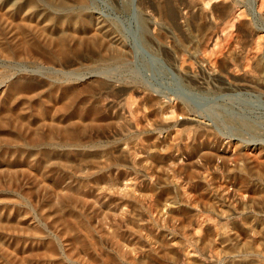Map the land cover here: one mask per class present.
<instances>
[{"label": "rangeland", "instance_id": "1", "mask_svg": "<svg viewBox=\"0 0 264 264\" xmlns=\"http://www.w3.org/2000/svg\"><path fill=\"white\" fill-rule=\"evenodd\" d=\"M124 1H126V2H124ZM183 1L182 0H166V2H165V0H163L162 5H163V8L166 9L165 14L162 11L160 12L159 8L157 9V8L152 6L149 10V7H148L149 14H151V12H152V14L150 15V17L152 19V25H151V23H149L148 19L147 20L143 19L142 15L139 11V7L137 4V3H139V0H89L88 6H87L88 16L97 17L100 21L104 22V24H107L108 27L113 31L114 36L120 41V43H122L121 45L123 46V49L125 50L126 55L124 58L125 61L122 60V61L118 62L120 64H118L117 61L116 62L115 61L104 62V61H101L98 59H93V62H91L92 60L88 61L87 58L83 56V54H77V56H76L77 57L76 58L77 63L75 65L73 64L72 67L70 66L71 63L69 61H67L66 63H68V64L65 63L66 65H64V66L59 65L61 67L56 65L57 66L56 68H55L54 64L48 63L46 61L47 59L44 60L43 59L44 57H42V56H40V57L36 56L35 57L36 59H32V58L21 59V60L17 59L14 61L8 60V59L5 60V58L0 57V65H2V66H0V70L5 71L6 74H8L12 78L21 77V76H27V77L31 78V75H32V79H36V80H41V81L45 80V81L49 82L52 79L51 83L53 82L52 85H54V86H58V85L78 86V87H81V88H79V90H81V89L88 90L89 93H87V94H88V99L90 100V102L92 104L95 103L94 105H96V107L98 108V110L102 114H105L108 117L109 116H111V117L116 116L115 120H116V122L118 121V123H116V126H113V125L111 126L110 123H107L104 125L105 127L104 126L98 127V129H96L94 132H92V134L89 135V137H88L90 139V142H91V144H90L91 146L90 145L89 146L91 149V153L93 155L99 157V156H103L104 154L107 156L109 154H111V155H109L110 158L107 160V165L105 167L106 169H104V171L101 174L95 175L97 178H99L95 183L102 182V181L105 182V184L103 185L105 191L103 193L99 194L98 191L94 190L95 189L93 186L94 182L91 181L93 178L90 177L91 180H90V178L87 179V176H85V171H82L81 174L79 173L80 177H79V174L74 175V176H69V174L66 175V172L63 173L64 171H62V169L55 168V166H51V164L48 168V170L51 171L49 174L50 175L49 181H45V180L43 181L41 176H39L37 174H35V176L32 174H31V176H29V175H26V173L19 171V170L15 171V172L10 171L7 177H5V178L3 177V179L0 180V198L1 199L5 198L8 200L11 199L10 202H6V203L4 202L1 204L0 206L3 205L5 207H0L1 208L0 210H2V213L5 215L7 213L11 214L9 216L10 217L9 219L12 220V222L14 223L13 228H15L14 230H16V232H14V236L17 235L14 238H16L17 241L20 242V244L25 242V244L28 246L29 244L33 243L29 239L30 237H29V234L27 232L29 231L31 224L36 223L37 225H39L42 228L44 235L46 234V235L50 236L51 238H53L54 243L56 242L55 245L59 249L58 251L60 253L63 252L62 250L64 249V246H62L63 245L62 243L64 241L63 238L66 237V234L65 235L64 234H61V235L56 234L57 232L55 231V229L54 228L52 229V227L49 224V221H48L49 219L46 218V217H49V216H47L48 214H46V213L48 212L49 207L52 208V206H54L55 202L58 200L56 198V194H54V192L57 190V188L69 187V186L75 185V187H77V186L83 187L82 188L83 192L81 194L82 198H81L80 209L83 211H86L85 213H87V212L91 213V219L89 221H90V224L92 225V229H93V234H92L93 237L92 238H93V241L96 245V250L98 253L101 252L104 255H106V262L104 260L99 261L97 259L94 261L92 260L93 261V262L91 261L92 264L93 263L96 264V262L101 263V264H122L123 261H124L123 264H129L131 261L137 262V264H150L151 262H152L151 264H156V263L157 264H160V263H162V264H197V263H201V262H202L201 264H212V263L213 264H216V263L217 264H227V263L228 264H236V263H239V264H260V263L264 264V260H263L264 259L263 258L264 247L261 244L258 237H256V235H257L256 232L255 231L254 232H247L246 231V225H245L246 221H251L252 219L258 220V221H261V220L264 221V211H263L264 208H261V202H259V200L253 198V195L256 191H264V171H262L259 174L258 177H260V178L253 177L251 179V181L250 180H248V181L242 180L243 182L240 184L237 181V175H230V174H227V172H226L227 167L235 166V165L237 166L238 164H239L238 166L244 167L246 172L248 170L247 166L245 165V162L243 160L237 159V152H236L237 146H239L243 150V152H245L247 155L257 154V153L260 154L261 151H264V0L263 1L262 0H215V1L214 0H191V2L192 1H193V3L196 2L195 4L200 6L199 8H201L203 14L205 13L204 16L206 17V19L209 22L208 28L206 30L203 29L202 33H201V30H198V31L196 30V25L198 24V22L200 23V21L197 20L198 19L197 14L194 12H189L187 9L184 8V6L188 5L189 3L191 4L190 0H183ZM171 2H172V4H171ZM167 4L169 6V9L172 8L171 10H169L167 8L168 7ZM226 4L227 5L229 4V5L227 6ZM180 6H182V7L180 8ZM217 6H218L219 10H217L218 9ZM220 8H222V9H220ZM210 9L212 11L214 9L215 13L217 14V15L216 14L215 15L219 18L215 17V15L213 14L214 11L211 12ZM224 9L227 11L223 12ZM182 10H184V11H182ZM155 11H156V14H155ZM169 11H172V12H169ZM183 12H185V13H183ZM221 12H223V13H221ZM167 13H169V14H167ZM170 13L172 16L170 15ZM190 13L193 17L190 15ZM209 13L211 15H209ZM95 14H97V15H95ZM177 15H178V17H177ZM188 15H190V16H188ZM208 15L210 17L213 15L211 18L212 19L215 18L217 20L214 19L215 20L214 21V20L210 19L208 17ZM167 16H169V18L171 17L170 19H172V20L166 18ZM173 16L176 19L172 18ZM231 16H232V18H231ZM195 20H197V21H195ZM177 21H178V23H177ZM188 21H190V22H188ZM217 21H219V22H217ZM173 22H175V23H173ZM184 23H185V25H184ZM242 24H245L246 26L248 25L247 26L248 28L244 32L239 30L241 28ZM151 26L153 27V30H152ZM146 30H147V32H144ZM175 30H177V31H175ZM250 31H252V32H250ZM204 32H206V34H204ZM239 35H241V36H239ZM165 38L169 39V42L167 39L165 40ZM238 39H241V40H238ZM159 40H165L170 45L173 44L172 46L175 49V58H172L171 56H169L170 54H168L164 49L162 50V48L159 44ZM154 41H156V42H154ZM174 41H175V43H174ZM127 50H129V51H127ZM230 52L232 53V56L230 55V58H228V57L226 58V55L229 54ZM238 52H239V54H238ZM233 53H237V55L235 56ZM130 54H131V56H130ZM178 56H179V58H178ZM81 57H84L85 59L81 58ZM3 59L5 62L3 61ZM231 59L233 60V62ZM254 61H255V63H254ZM19 62H20V64H19ZM85 62H87V63H85ZM126 62H127V64H126ZM224 62H226V63H224ZM17 63H18V65H17ZM109 63H110V65H108ZM121 63H123L124 66ZM5 65H7V66L5 67ZM114 65L117 67H115ZM38 67H39V69H38ZM52 67H53V69H52ZM77 68H78V70H77ZM110 68H111V70H110ZM35 69L37 72L33 73V72H35ZM54 69H55V71H54ZM76 70H77V72H76ZM107 70H109V71H107ZM261 70H263V71H261ZM59 72H61V73H59ZM62 72H64L65 74L64 73L62 74ZM66 72H67V74L68 73L69 74L67 75ZM92 72L94 73L93 75L91 74ZM184 72H187L188 74L185 75ZM72 73H74L73 77H72V75H73ZM77 73H79V74H77ZM75 74L78 77L80 76L79 78L76 76L77 77L76 80L74 79V78H76ZM103 74H105V76H103ZM189 74H195L199 79H202V81L205 84L200 86L199 84L196 83L197 84L196 85L195 82L193 80H191L190 77H188ZM210 74H211V76H210ZM90 75H91V77H90ZM69 76H71V77H69ZM79 79H81V80H79ZM90 80L94 83H92ZM71 81H73V82H71ZM80 81H81V83H80ZM241 81L242 82H251L252 85H251V87H246V88L239 87L238 83H241ZM0 83H3V80H0ZM84 83H85V85H84ZM88 83H90V84H88ZM130 83H132V84H130ZM132 85H134V86H132ZM259 85H261V87H259ZM1 87L2 86L0 85V89H1ZM118 87H120L119 90H118ZM101 88H104V89H101ZM97 89H99V90H97ZM124 89L125 90L128 89V90L125 92ZM103 90H105V91H103ZM114 90H115V92H112ZM92 92H94L96 94H93ZM98 92H100L101 94ZM103 93H105V95ZM116 93H117V95L114 96ZM106 94H108V95H106ZM144 94H145V96H144ZM146 94H147V96H146ZM96 95H98V96H96ZM94 96H95V98H94ZM112 96L116 97V98H111ZM98 97H99V99H98ZM100 97H102V98H100ZM147 97L154 98V99L157 98L156 100H158L161 103V108H160L161 111L159 110V112H157L155 115H153L154 113H151L150 109L148 108V106L145 102ZM112 101H113V103H112ZM103 102H105V103H103ZM131 102L132 103L134 102V104L132 105ZM116 103L118 105H115ZM119 104L121 105L120 107H118ZM123 104L125 105V107H123L124 106ZM140 105H143V107ZM127 107H128V109H127ZM179 107L183 110L182 112L179 111V109H180ZM136 109H138V111H136ZM141 110H143V111H141ZM138 112H139L140 117L138 116ZM130 113H131V115H130ZM107 114H109V115H107ZM127 114H129V116ZM182 115H184V116H182ZM117 116L120 117V119L118 118L119 120L117 119ZM125 116H126V118H125ZM130 118H132V120ZM146 118H147V120H146ZM126 119H128V121ZM149 119H151L152 121H149ZM129 120H131V121H129ZM135 120H136V122H135ZM227 121H229L231 124L228 123ZM156 123L158 125H156ZM137 124L139 127L137 126ZM164 124L166 126H164ZM144 125H146V126H144ZM191 125H192V128H191ZM199 125H203V126L201 127ZM240 125H244V127H242ZM156 126H157V128H156ZM193 126L195 127V130H197V129H202L204 131L207 130L206 131V133H207L206 137L207 138H203V139H208L209 142H211L210 145L213 146L217 152V156L213 157L211 159L212 161L205 159V161H208V162H205V161H203L204 158H201V157L197 158L196 159L197 165H195V166L189 164V161H190L189 155L191 153L186 151L184 149V147L189 146L193 149L192 146H193L194 140L196 142V144L194 143V145H197L200 143L201 144L205 143V141L202 138L201 139L199 137L196 138V133H195ZM133 127H135V128H133ZM131 128L134 130H132ZM182 128H183V130H181ZM187 128H189V129L187 130ZM236 128H237V130H236ZM246 128L249 130H247ZM254 128H255V131H254ZM191 129H193V130H191ZM145 131H146V133H145ZM147 131H148V133H147ZM150 132H152V133H150ZM97 133L99 134V136ZM100 133H102V134H100ZM93 134H94V136H93ZM103 134H104V136H103ZM136 135H138V136L136 137ZM211 135H212V137H210ZM101 136L103 137V139H101ZM118 136H120V137H118ZM191 136H193V137H191ZM121 138H123L125 140H123ZM130 138H132V139H130ZM155 138H157V139H155ZM98 139H99V142H98ZM216 139H217V141H216ZM111 140L114 141V142H112L113 144L111 143ZM134 140H136L137 142ZM169 140H171V141H169ZM185 140L187 142H189L190 145ZM124 141H126V143ZM152 141H155V145H156L155 149L159 153H164L165 160L168 159V160H166V164L164 166H162L160 169H158L155 165H153V163L150 162V160L148 159L150 151H152L154 149L151 146L152 144H154ZM184 141H185V143H184ZM199 141H200V143H199ZM106 142H108V143H106ZM174 142L175 143L178 142V143L174 144ZM145 143H146V146H145ZM212 143H215V144L212 145ZM233 143H235V144H233ZM93 144L94 145L97 144V145L94 146ZM98 144H100V145H98ZM138 145L139 146L141 145L140 146L141 148ZM159 145H162V146H160V148H159ZM216 145L218 147H216ZM222 145H224V146H222ZM93 146L95 147L94 149H93ZM97 146H98V149L96 148ZM104 146H106V147H104ZM131 146H134L136 151H135V149L133 150L132 149L133 147H131ZM177 146H178V149H177ZM232 146H233V148H232ZM149 147H150V149H149ZM124 148L125 149L131 148L130 149V153H131L130 157L126 158L123 156H119L118 151L120 149H124ZM251 148H252V150H251ZM144 149H146L147 152L144 151ZM54 150H60V149H54ZM110 151L111 152L113 151V152L111 153ZM115 151H117V152H115ZM148 151H149V153H148ZM248 151H250V152H248ZM137 153H139L138 156H137ZM223 153H225L226 155L228 154L227 159H224L222 156H219V155H222ZM133 156H134V158H133ZM187 156H189V157H187ZM116 157L117 158L119 157V158L116 159ZM139 157L142 159H140ZM131 159H133V160H131ZM185 160L187 161L188 164L186 163ZM123 161H125V162H123ZM133 161L137 162V164L135 162L133 164ZM143 161H145V162H143ZM146 161H148V162L146 163ZM141 162H142V164H141ZM210 162H211V165H209ZM145 163L147 165L144 166ZM205 163H206V165H205ZM121 164H123V166ZM150 164H152V166ZM139 165H140V167H139ZM199 165H200V167H199ZM129 166L131 169L129 168ZM149 166H150V168H149ZM196 166L199 167V168L197 167L199 169V171H198V169H196ZM180 169H182V170L180 171ZM185 169H186V171H185ZM189 169H191V171H189ZM112 171L115 172V174ZM122 171H123V173H122ZM150 171H153V172H150ZM178 171H180V172L178 173ZM183 171H185V172L183 173ZM200 171H201V173L203 172V174L206 177L202 176ZM189 172H193L194 174H196L198 177L197 180L196 179L195 180L190 179L189 176H187L188 175L187 173H189ZM212 172H214V173L212 174ZM128 173L130 176H128ZM199 175H200V177H199ZM36 176H37V178H36ZM155 176H157V177H155ZM130 177H132V178H130ZM136 177H137V180H136ZM139 177L141 179H139ZM164 177L166 179H163ZM133 178H134V180H133ZM198 179L200 182L198 181ZM189 180H190V182H189ZM220 180H221V182H220ZM9 181H10V183H9ZM57 181H60V182L58 183ZM93 181H95V179H93ZM135 181H136V183H135ZM157 182H158V184H157ZM144 183H145V185H144ZM256 183H257V185H256ZM14 184H15V186H14ZM21 184H23V185H21ZM137 185H138V188H137ZM158 185H160V186H158ZM206 186H207V189L205 190L206 192H203L202 190H204ZM131 187H132V189H131ZM166 189H169L170 193ZM225 190H226V192H225ZM42 191H43V193H42ZM242 191H243V193H242ZM163 193H166V195H162L159 197V195L163 194ZM168 193H169V196H168ZM204 193H205L207 199L210 200V202L212 203L214 208L210 209L202 203L200 197ZM129 194L131 196H133L134 198L138 199V201H139L138 206H134L132 204V202H130V201L128 202L125 200L126 196ZM224 194H227V195H224ZM228 194H230V196ZM186 195H187V197H186ZM232 195H233V197L234 196L235 197L233 198ZM10 196L12 198L14 196L15 200H12V198ZM17 196H18V198H17ZM225 196L228 198L225 199ZM150 197L152 198V200ZM236 197H237V199H236ZM222 198H224V200ZM243 198H245V199H243ZM148 199L151 201L152 204L150 203V201ZM239 199H241V200H239ZM41 200H43V201H41ZM202 200H203V198H202ZM183 201H186V202H183ZM193 201L195 204L193 203ZM229 201H231V202H229ZM145 202H146V204H145ZM231 203H233V204H231ZM241 203L245 204V209H244V212L242 213L243 215L242 214L238 215V213L237 214L233 213L231 210L239 209V207L241 206ZM24 204L26 205V207L24 206ZM129 204H131V205H129ZM256 204H257V206H256ZM148 205H149V207H148ZM236 205H237V207H236ZM160 206H162V207H160ZM120 207L121 208L124 207V208L121 209ZM44 208H45V210H44ZM201 208L203 210H201ZM252 209H254V211ZM158 210L160 211L159 213H158ZM188 210L191 212V214H190V212H188ZM229 210H230V213L228 212ZM214 212H216V213H214ZM222 212H223V214H222ZM227 213L230 215H228ZM24 214H26V215L24 216ZM186 214H188V215H186ZM135 215L137 217H135ZM227 215H228V219H226ZM26 216H28V217H26ZM143 216L145 217L144 220H143ZM163 216H165V217H163ZM173 216H174V218H173ZM187 216L188 217L190 216V218H187ZM229 216H231V217L229 218ZM262 216H263V218H262ZM182 218H183V220H182ZM240 218H241V220H240ZM146 219L149 220V222ZM173 219H176V220H173ZM242 219H243V221H242ZM167 220H168V222H166ZM218 220H219V222H218ZM140 221H142V222H140ZM144 221H146V222H144ZM175 221H176V223H175ZM206 221H208V222H206ZM41 222L42 223L45 222V223L42 224ZM216 222H218V225ZM227 222H228V224H227ZM167 223H169V224H167ZM213 223H215V224H213ZM166 224L168 226H166ZM239 224H241V226ZM46 225H47V228H46ZM184 225L185 226L187 225V227H185ZM211 225H213V226H211ZM162 226H163V228H162ZM172 226H174V227H172ZM165 227H167L168 230ZM217 227H218V229H217ZM172 228H174V229H172ZM209 228H210V230H209ZM243 228H245V229H243ZM21 229H22V231H21ZM23 229H24V231H23ZM161 229H162V231H161ZM184 229H186V230L183 232ZM226 229H228V231ZM143 230H144V232H143ZM189 230L193 231L195 233V235H194V233H192ZM224 230L228 233H232V232L237 231V233L240 236H242L241 241L246 243L247 247H248L247 251H244V253L242 251L239 254H237L236 258H234V261H231V258L223 252V249H221L222 245L220 244V239H221V233ZM127 231H129V232H127ZM155 231H156V233H155ZM177 231H178V233H177ZM187 231H188V234H187ZM208 231H212V232L208 233ZM241 231H243V232H241ZM22 232H23L24 236H23ZM142 232H143V234H142ZM244 232L245 233L247 232V233L245 234ZM18 233H20V234H18ZM145 233H146V235H145ZM159 233H160V235H159ZM183 233H185V235ZM27 234H28V236H27ZM95 234L97 236H95ZM103 234L104 235L109 234V235H114V236L112 239H106L103 236ZM215 234L218 236H216ZM58 235H59V237H58ZM166 236L169 239H167ZM190 236H191V240H190ZM145 237H147V238H145ZM214 237L215 238L217 237V238L215 239ZM94 238H96V239H94ZM206 238L208 240H206ZM243 238H244V240H243ZM28 239H29V241H28ZM214 239L216 242L214 241ZM148 241H149V243H148ZM151 241H152V243H151ZM166 241H167V243H166ZM103 242H105V243H103ZM188 242H190V243H188ZM192 242H194V243H192ZM162 243L164 244V248L161 247ZM184 243H185L186 247H185ZM205 243H206V245H205ZM210 243H212V244H210ZM253 243H255V244L252 245ZM59 244L61 246H59ZM210 245H211V248H209ZM214 245H215V248H214ZM14 246L15 245L11 244L10 248L12 249ZM205 246H207V247H205ZM254 246H257V248ZM217 248H218V250H217ZM134 249H136V250H134ZM253 249H254V251H252ZM186 250H187V252H186ZM208 250H209V252H208ZM151 251H152V253H151ZM218 251H219V255H217ZM181 252H182V255H181ZM163 253H164V255H163ZM220 253L222 254L221 256H220ZM82 254L83 253L79 254L80 260H86L85 253L83 255ZM185 254L187 257L183 256ZM253 255H255V256H253ZM189 256H190V258H189ZM166 257H167V259H166ZM63 258L61 261L62 264H63V262H64V264H69V263L70 264H80V262H77V263L72 262V261L69 262L67 259L64 258L65 259L64 260ZM200 258H202V259H200ZM148 259H149V262H148ZM245 259H246V261H245ZM241 260L243 261V263ZM91 262H89L87 264H91ZM247 262H250V263H247ZM30 263L31 264H36V263L38 264V261L32 259V260H30ZM130 264H132V263H130Z\"/></svg>", "mask_w": 264, "mask_h": 264}, {"label": "bare ground", "instance_id": "2", "mask_svg": "<svg viewBox=\"0 0 264 264\" xmlns=\"http://www.w3.org/2000/svg\"><path fill=\"white\" fill-rule=\"evenodd\" d=\"M89 0H0V57L5 58L8 60H21V59H36V56H42L43 59H47L46 61L50 64H54L55 68L59 65H66L67 61H69L71 64L70 66L76 64V56L77 54H83L84 57L87 58L88 61L93 59H98L101 61H125V55L126 52L123 49V46L121 45L120 41L114 36L113 31L108 27L107 24H104V22L100 21L97 17L94 16H88L87 14V6H88ZM183 1V0H182ZM215 1V0H214ZM263 1V0H262ZM126 2V1H124ZM123 2V3H124ZM163 0H139L138 7L139 11L143 17L144 20H149V23L152 25V19L150 17L149 10L153 6L155 8H159L160 12L162 11L165 14V10L162 5ZM166 2V0H165ZM184 2V1H183ZM186 2V1H185ZM191 2V0H190ZM195 2V1H194ZM115 3V2H114ZM196 3V2H195ZM191 2L188 5L184 6L185 9H187L189 12H194L197 14V20L200 21L196 25V30H206L209 26V22L204 16L200 6L197 4ZM220 3V2H219ZM228 3V2H227ZM116 4V3H115ZM125 4V3H124ZM166 4V3H165ZM172 4V2H171ZM178 4V3H177ZM202 4V3H201ZM200 4V5H201ZM263 4V3H262ZM170 5V4H169ZM176 5V4H175ZM227 5V4H226ZM229 5V4H228ZM227 5V6H228ZM168 6V4H167ZM212 6V5H211ZM173 7V6H172ZM182 6H180L181 8ZM169 9V6L167 7ZM210 8V7H209ZM218 8V6H217ZM223 8V7H222ZM220 8V9H222ZM153 9V8H152ZM172 9V8H171ZM169 9V10H171ZM231 9V8H230ZM233 9V8H232ZM211 10V9H210ZM209 10V11H210ZM219 10V8L217 9ZM153 11V10H152ZM173 11V10H172ZM169 11V12H172ZM175 11V10H174ZM180 11V10H179ZM184 11V10H182ZM214 11V9H213ZM211 10V12H213ZM227 10H223L225 12ZM208 12V11H207ZM210 12V13H211ZM221 12V13H223ZM230 12V11H229ZM238 12V11H237ZM185 13V12H183ZM209 13V15H211ZM241 13V12H240ZM156 14V11H155ZM154 14V15H155ZM169 14V13H167ZM182 14V13H181ZM216 14L215 11L213 13ZM97 15V14H95ZM171 15V13H170ZM169 15V16H170ZM191 15V13H190ZM188 15V16H190ZM195 15V14H194ZM210 19L213 16H209ZM217 15V14H216ZM215 15V17H217ZM240 15V14H239ZM169 16L166 18L170 19ZM172 16V15H171ZM183 16V15H182ZM192 16V15H191ZM220 16V15H219ZM227 16V15H226ZM233 16V15H232ZM231 16V18H232ZM141 17V18H142ZM155 17V16H154ZM178 17V15H177ZM193 17V16H192ZM240 17V16H239ZM156 18V17H155ZM174 18V16L172 17ZM190 18V17H189ZM219 18V17H217ZM221 18V17H220ZM227 18V17H226ZM238 18V17H237ZM154 19V18H153ZM176 19V18H174ZM195 19V18H194ZM215 19V18H214ZM212 19V20H214ZM245 19V18H244ZM172 20V19H170ZM195 20V21H197ZM211 20V21H212ZM217 20V19H215ZM214 20V21H215ZM222 20V19H221ZM239 20V19H238ZM242 20V19H241ZM176 21V20H175ZM183 21V20H182ZM192 21V20H191ZM243 21V20H242ZM107 22V21H106ZM145 22V21H144ZM155 22V21H154ZM157 22V21H156ZM171 22V21H170ZM180 22V21H179ZM190 22V21H188ZM219 22V21H217ZM230 22V21H229ZM175 23V22H173ZM178 23V21H177ZM216 23V22H215ZM196 24V23H195ZM155 25V24H154ZM163 25V24H162ZM185 25V23H184ZM115 26V25H114ZM188 26V25H187ZM248 26V25H247ZM245 24L241 25L240 31H245L248 27ZM152 27V26H151ZM150 27V28H151ZM238 27V26H237ZM117 28V27H116ZM175 28V27H174ZM239 28V27H238ZM173 29V28H172ZM182 29V28H181ZM153 30V27H152ZM151 30V31H152ZM155 30V29H154ZM185 30V29H184ZM238 30V31H239ZM177 31V30H175ZM174 31V32H175ZM190 31V30H189ZM144 32H147L144 31ZM143 32V33H144ZM150 32V31H149ZM168 32V31H167ZM195 32V31H194ZM252 32V31H250ZM155 33V32H154ZM153 33V34H154ZM149 34V33H148ZM152 34V33H151ZM156 34V33H155ZM180 34V33H179ZM183 34V33H182ZM206 34V32H204ZM241 34V33H240ZM243 34V33H242ZM247 34V33H246ZM255 34V33H254ZM142 35V34H141ZM144 35V34H143ZM190 35V34H189ZM192 35V34H191ZM213 35V34H212ZM145 36V35H144ZM163 36V35H162ZM202 36V35H201ZM241 36V35H239ZM149 38V37H148ZM238 38V37H237ZM240 38V37H239ZM242 38V37H241ZM249 38V37H248ZM143 39V38H142ZM167 38H165L166 40ZM203 39V38H202ZM156 40V39H155ZM165 40H159V44L164 49L169 56L172 58H175V49L172 45H170L169 39L168 42ZM241 40V39H238ZM149 41V40H148ZM185 41V40H184ZM194 41V40H193ZM249 41V40H248ZM153 42V41H152ZM156 42V41H154ZM175 43V41H174ZM197 43V42H196ZM240 43V42H239ZM156 44V43H155ZM188 45V44H187ZM242 45V44H241ZM196 46V45H195ZM244 46V45H243ZM190 47V46H189ZM242 47V46H241ZM176 48V47H175ZM193 48V47H192ZM235 48V47H234ZM150 49V48H149ZM148 49V50H149ZM191 49V48H190ZM129 51V50H127ZM154 51V50H153ZM158 51V50H157ZM238 51V50H237ZM156 52V51H155ZM194 52V51H193ZM229 52V51H228ZM227 52V53H228ZM234 52V51H233ZM131 53V52H130ZM161 53V52H160ZM85 54V55H84ZM129 54V53H128ZM235 56L237 53H233ZM239 54V52H238ZM230 55L232 56V53L226 55V58H230ZM79 56V55H78ZM131 56V54H130ZM81 57V58H84ZM234 57V56H233ZM257 57V56H256ZM171 58V59H172ZM179 58V56H178ZM67 59V60H66ZM85 59V58H84ZM224 59V58H223ZM7 60V61H8ZM41 60V59H40ZM232 60V59H231ZM4 61V59H3ZM82 61V60H81ZM95 61V60H94ZM229 61V60H228ZM256 61V60H255ZM254 61V63H255ZM5 62V61H4ZM28 62V61H27ZM233 62V60H232ZM16 63V62H15ZM14 63V64H15ZM22 63V62H21ZM66 63V64H65ZM82 63V62H81ZM87 63V62H85ZM112 63V62H111ZM226 63V62H224ZM20 64V62H19ZM116 64V63H115ZM120 64V63H118ZM123 65V63H121ZM127 64V62H126ZM257 64V63H256ZM18 65V63H17ZM22 65V64H21ZM57 65V66H56ZM110 65V63L108 64ZM182 65V64H181ZM229 65V64H228ZM227 65V66H228ZM2 66V65H0ZM7 65H5L6 67ZM115 66V65H114ZM124 66V65H123ZM183 66V65H182ZM220 66V65H219ZM218 66V67H219ZM41 67V66H40ZM43 67V66H42ZM61 67V66H59ZM67 67V66H66ZM90 67V66H89ZM105 67V66H104ZM117 67V66H115ZM121 67V66H120ZM181 67V66H180ZM19 68V67H18ZM24 68V67H23ZM22 68V69H23ZM48 68V67H47ZM50 68V67H49ZM93 68V67H92ZM96 68V67H95ZM8 69V68H7ZM11 69V68H10ZM33 69V68H32ZM39 69V67H38ZM53 69V67H52ZM82 69V68H81ZM101 69V68H100ZM190 69V68H189ZM192 69V68H191ZM24 70V69H23ZM72 70V69H71ZM78 70V68H77ZM76 70V72H77ZM111 70V68H110ZM225 70V69H224ZM223 70V71H224ZM55 71V69H54ZM53 71V72H54ZM81 71V70H80ZM109 71V70H107ZM263 71V70H261ZM32 72V71H31ZM36 69L35 72L36 73ZM75 72V73H76ZM87 72V71H86ZM106 72V71H105ZM61 73V72H59ZM64 72H62L63 74ZM98 73V72H97ZM100 73V72H99ZM103 73V72H102ZM101 73V74H102ZM185 75H187V72H184ZM210 73V72H209ZM65 74V73H64ZM67 74V72H66ZM69 74V73H68ZM67 74V75H68ZM72 77L74 76V73H72ZM79 74V73H77ZM94 74L93 72L91 73ZM106 74V73H105ZM103 74V76H105ZM16 75V74H15ZM100 75V74H99ZM98 75V76H99ZM12 76V75H11ZM49 76V75H48ZM77 75L75 74V77ZM107 76V75H106ZM211 76V74H210ZM215 76V75H214ZM263 76V75H262ZM36 77V76H35ZM34 77V78H35ZM68 77V76H67ZM66 77V78H67ZM71 77V76H69ZM78 77V76H77ZM74 78L75 80L77 79ZM80 77V76H79ZM78 77V78H79ZM91 77V75H90ZM186 77V76H185ZM188 77L191 78L195 82V84H199L202 86L205 84L202 79H199L195 74H189ZM209 77V76H208ZM218 77V76H217ZM47 78V77H46ZM95 78V77H94ZM97 78V77H96ZM99 78V77H98ZM228 78V77H227ZM45 79V78H44ZM43 79V80H44ZM51 79V78H50ZM71 79V78H70ZM86 79V78H85ZM204 79V78H203ZM229 79V78H228ZM253 79V78H252ZM0 80H3V83H0L2 86L0 89V180L3 179V177H7L10 171H22L26 173V175L31 176L35 174L41 176L43 181H49L50 178V170H48L50 164L51 166H55V168L62 169L66 172V175L69 174V176L78 175L81 174L82 171H85V176H87V179L90 177L95 179L90 180L94 182V190L98 191L99 194L103 193L104 190V184L105 182H98L95 183L99 178H97L95 175L101 174L104 169H106L107 160L110 158L109 154L103 155V156H95L91 153L90 149V139L88 138L89 135L92 134L98 127H102L107 123H110L111 126H116V116H106L105 114H102L96 105L92 104L90 100L88 99V90H79L78 86H68V85H58L54 86L52 85L51 81H41L36 80L27 77V76H21L12 78L8 74H6L5 71L0 70ZM60 80V79H59ZM81 80V79H79ZM83 80V79H82ZM88 80V79H87ZM113 80V79H112ZM111 80V81H112ZM190 80V79H189ZM250 80V79H249ZM57 81V80H56ZM64 81V80H63ZM91 81V80H90ZM248 81V80H247ZM58 82V81H57ZM73 82V81H71ZM76 82V81H75ZM86 82V81H85ZM92 82V81H91ZM98 82V81H97ZM109 82V81H108ZM240 82V81H239ZM68 83V82H67ZM81 83V81H80ZM83 83V82H82ZM94 83V82H92ZM99 83V82H98ZM114 83V82H113ZM133 83V82H132ZM130 83V84H132ZM193 83V82H192ZM57 84V83H56ZM75 84V83H74ZM90 84V83H88ZM97 84V83H96ZM196 84V85H197ZM254 84V83H253ZM85 85V83H84ZM87 85V84H86ZM95 85V84H94ZM108 85V84H107ZM126 85V84H125ZM251 82H242L238 83L239 87L246 88L251 87ZM81 86V85H80ZM83 86V85H82ZM102 86V85H101ZM110 86V85H109ZM114 86V85H113ZM123 86V85H122ZM129 86V85H128ZM134 86V85H132ZM256 86V85H255ZM90 87V86H89ZM199 87V86H198ZM197 87V88H198ZM261 87V85H259ZM120 87H118L119 90ZM125 88V87H124ZM134 88V87H133ZM104 89V88H101ZM106 89V88H105ZM109 89V88H108ZM115 89V88H114ZM117 89V88H116ZM132 89V88H131ZM99 90V89H97ZM121 90V89H120ZM125 90V89H124ZM128 90V89H127ZM125 90V92L127 91ZM91 91V90H90ZM101 91V90H100ZM105 91V90H103ZM110 91V90H109ZM112 92H115L112 91ZM93 94H96L92 92ZM100 93V92H98ZM97 93V94H98ZM122 93V92H121ZM101 94V93H100ZM105 95V93H103ZM112 94V93H111ZM114 94V93H113ZM140 94V93H139ZM92 95V94H91ZM108 95V94H106ZM117 93L114 95L116 96ZM124 95V94H123ZM122 95V96H123ZM126 95V94H125ZM129 95V94H128ZM150 95V94H149ZM98 96V95H96ZM102 96V95H101ZM145 96V94H144ZM147 96V94H146ZM125 97V96H124ZM127 97V96H126ZM137 97V96H136ZM143 97V96H142ZM156 97V96H155ZM95 98V96H94ZM102 98V97H100ZM107 98V97H106ZM109 98V97H108ZM116 98V97H111ZM99 99V97H98ZM97 99V100H98ZM105 99V98H104ZM110 99V98H109ZM118 99V98H117ZM142 99V98H141ZM157 99V98H156ZM154 98L147 97L145 102L150 109L151 113H154L155 115L157 112H159L161 108V103ZM132 100V99H131ZM109 101V100H108ZM100 102V101H99ZM98 102V103H99ZM116 102V101H115ZM135 102V101H134ZM132 103V105L134 104ZM143 102V101H142ZM105 103V102H103ZM113 103V101H112ZM125 103V102H124ZM141 103V102H140ZM139 103V104H140ZM110 104V103H109ZM121 104V103H120ZM119 104L118 107L121 105ZM138 104V103H137ZM142 104V103H141ZM112 105V104H111ZM115 105H118L117 103ZM124 105V104H123ZM122 105V106H123ZM130 105V104H129ZM106 106V105H105ZM138 106V105H137ZM143 107V105H140ZM125 107V105L123 106ZM108 108V107H107ZM139 108V107H138ZM180 108V107H179ZM123 109V108H122ZM128 109V107H127ZM131 109V108H130ZM140 109V108H139ZM146 109V108H145ZM144 109V110H145ZM104 110V109H103ZM126 110V109H125ZM163 110V109H162ZM107 111V110H106ZM129 111V110H128ZM127 111V112H128ZM138 111V109H136ZM135 111V112H136ZM143 111V110H141ZM146 111V110H145ZM161 111V110H160ZM180 112L183 110L180 108ZM109 112V111H108ZM107 112V113H108ZM131 112V111H130ZM134 112V113H135ZM140 112V111H139ZM138 112V116L140 117ZM178 112V111H177ZM122 113V112H121ZM132 113V112H131ZM130 113V115H131ZM117 114V113H116ZM119 114V113H118ZM141 114V113H140ZM105 115V116H104ZM109 115V114H107ZM120 115V114H119ZM129 116V114H127ZM135 115V114H134ZM152 115V116H153ZM179 115V114H178ZM122 116V115H121ZM124 116V115H123ZM133 116V115H132ZM184 116V115H182ZM138 117V118H139ZM120 119V117L117 116V119ZM124 118V117H123ZM126 118V116H125ZM133 118V117H132ZM132 118H130L132 120ZM135 118V117H134ZM154 118V117H153ZM118 119V120H119ZM136 119V118H135ZM143 119V118H142ZM152 119V118H151ZM149 119V121H152ZM125 120V119H124ZM128 121V119H126ZM129 120V121H131ZM147 120V118H146ZM156 120V119H155ZM158 120V119H157ZM187 120V119H186ZM190 120V119H189ZM222 120V119H221ZM145 121V120H144ZM136 122V120H135ZM230 123L229 121H227ZM158 123V122H157ZM156 123V125H158ZM162 123V122H161ZM184 123V122H183ZM187 123V122H186ZM121 124V123H120ZM131 124V123H130ZM134 124V123H133ZM150 124V123H149ZM198 124V123H197ZM231 124V123H230ZM236 124V123H235ZM238 124V123H237ZM248 124V123H247ZM135 125V124H134ZM133 125V126H134ZM151 125V124H150ZM163 125V124H162ZM161 125V126H162ZM249 125V124H248ZM138 126V124H137ZM146 126V125H144ZM160 126V127H161ZM164 126H166L164 124ZM195 126V125H194ZM193 126V127H194ZM198 126V125H197ZM203 126V125H199ZM244 127V125H240ZM252 126V125H251ZM105 127V126H104ZM131 127V126H130ZM139 127V126H138ZM154 127V126H153ZM187 127V126H186ZM189 127V126H188ZM235 127V126H234ZM246 127V126H245ZM112 128V127H111ZM123 128V127H122ZM135 128V127H133ZM152 128V127H151ZM157 128V126H156ZM192 128V125H191ZM238 128V127H237ZM236 128V130H237ZM113 129V128H112ZM132 129V128H131ZM138 129V128H137ZM189 128H187L188 130ZM242 129V128H241ZM247 129V128H246ZM134 130V129H132ZM154 130V129H153ZM183 130V128L181 129ZM193 130V129H191ZM195 130V127H194ZM245 130V129H244ZM249 130V129H247ZM139 131V130H138ZM156 131V130H155ZM154 131V132H155ZM207 131V130H206ZM206 131L202 129L195 130L196 138H207ZM253 131V130H252ZM255 131V128H254ZM253 131V132H254ZM113 132V131H112ZM128 132V131H127ZM131 132V131H130ZM144 132V131H143ZM191 132V131H190ZM194 132V131H193ZM238 132V131H237ZM251 132V131H250ZM99 133V132H98ZM97 133V134H98ZM133 133V132H132ZM141 133V132H140ZM146 133V131H145ZM148 133V131H147ZM152 133V132H150ZM255 133V132H254ZM102 134V133H100ZM107 134V133H106ZM112 134V133H111ZM114 134V133H113ZM124 134V133H123ZM144 134V133H143ZM212 134V133H211ZM108 135V134H107ZM157 135V134H156ZM214 135V134H213ZM94 136V134H93ZM99 136V134H98ZM104 136V134H103ZM111 136V135H110ZM128 136V135H127ZM135 136V135H134ZM138 135H136L137 137ZM140 136V135H139ZM158 136V135H157ZM190 136V135H189ZM215 136V135H214ZM120 137V136H118ZM193 137V136H191ZM195 137V136H194ZM212 137V135L210 136ZM100 138V137H99ZM106 138V137H105ZM128 138V137H127ZM158 138V137H157ZM155 138V139H157ZM101 139L103 137L101 136ZM100 139V140H101ZM109 139V138H108ZM111 139V138H110ZM123 139V138H121ZM132 139V138H130ZM152 139V138H151ZM165 139V138H164ZM193 139V138H192ZM191 139V140H192ZM215 139V138H214ZM114 140V139H113ZM125 140V139H123ZM138 140V139H137ZM205 143H199L197 145L195 140L193 143V149L189 146H185L184 149L191 154L190 156V165H197L196 159L201 157L205 159L211 160L213 157L217 156V152L214 149L213 146L210 145L211 142H209L208 139H203ZM236 140V139H235ZM118 141V140H117ZM129 141V140H128ZM136 141V140H134ZM143 141V140H142ZM141 141V142H142ZM171 141V140H169ZM177 141V140H176ZM186 141V140H185ZM184 141V143H185ZM203 141V142H204ZM217 141V139H216ZM90 142V143H89ZM99 142V139H98ZM97 142V143H98ZM103 142V141H102ZM114 142L111 140V143ZM126 143V141H124ZM132 142V141H131ZM130 142V143H131ZM137 142V141H136ZM139 142V141H138ZM154 144H152V148H154L152 151H150V154L148 156V159L150 162L153 163L158 169H160L162 166L166 164V159L164 157V153H159L155 148V141H152ZM173 142V141H172ZM180 142V141H179ZM183 142V141H182ZM187 142V141H186ZM213 142V141H212ZM219 142V141H218ZM217 142V143H218ZM108 143V142H106ZM116 143V142H115ZM178 143V142H176ZM174 142V144H176ZM181 143V142H180ZM189 145L190 143L187 142ZM221 143V142H220ZM113 144V143H112ZM168 144V143H167ZM205 144V145H204ZM215 143H212V145ZM235 144V143H233ZM90 145V146H89ZM94 145V144H93ZM97 145V144H95ZM94 145V146H95ZM100 145V144H98ZM123 145V144H122ZM132 145V144H131ZM142 145V144H141ZM140 145V146H141ZM171 145V144H170ZM225 145V144H224ZM222 145V146H224ZM93 146V149L95 148ZM139 146V145H138ZM139 146V147H140ZM143 146V145H142ZM146 146V143H145ZM162 145H159V148ZM175 146V145H174ZM181 146V145H180ZM106 147V146H104ZM123 147V146H122ZM126 147V146H125ZM132 149L134 150V146ZM164 147V146H163ZM182 147V146H181ZM216 147H218L216 145ZM228 147V146H227ZM243 147V146H242ZM246 147V146H245ZM249 147V146H248ZM98 149V146L96 147ZM137 148V147H136ZM141 148V147H140ZM158 148V147H157ZM233 148V146H232ZM54 149H60V150H54ZM131 149V148H130ZM130 149L124 148L120 149L118 151L119 156L123 157H130ZM139 149V148H138ZM150 149V147H149ZM175 149V148H174ZM178 149V146H177ZM222 149V148H221ZM229 149V148H228ZM132 150V151H133ZM140 150V149H139ZM180 150V149H179ZM252 150V148H251ZM136 151V149H135ZM146 151V149H144ZM165 151V150H164ZM184 151V150H183ZM111 152V151H110ZM113 152V151H112ZM111 152V153H112ZM117 152V151H115ZM114 152V153H115ZM140 152V151H139ZM143 152V151H142ZM147 152V151H146ZM237 159L243 160L245 162V165L247 166L248 170L245 171L244 167L240 166H229L227 167V174L230 175H237V181L238 183H242L245 180H250L253 177H258L259 174L264 171V151H259L257 154H251L247 155L243 150L237 146ZM250 152V151H248ZM106 153V152H105ZM130 153V154H129ZM133 153V152H132ZM144 153V152H143ZM149 153V151H148ZM182 153V152H181ZM187 153V152H186ZM234 153V152H233ZM139 153H137L138 156ZM147 154V153H146ZM230 154V153H229ZM100 155V154H99ZM133 155V154H132ZM171 155V154H170ZM228 155V154H227ZM227 155L223 153L222 156L224 159H227ZM142 156V155H141ZM140 156V157H141ZM187 156V157H189ZM136 157V156H135ZM139 157V158H140ZM169 157V156H168ZM186 157V158H187ZM230 157V156H229ZM119 158V157H118ZM116 157V159H118ZM121 158V157H120ZM134 158V156H133ZM174 158V157H173ZM142 159V158H140ZM133 160V159H131ZM217 160V159H216ZM130 161V160H129ZM139 161V160H138ZM186 161V160H185ZM212 161V160H211ZM122 162V161H121ZM125 162V161H123ZM135 161H133L134 164ZM145 162V161H143ZM148 161H146L147 163ZM171 162V161H170ZM208 162V161H205ZM219 162V161H218ZM236 162V161H235ZM115 163V162H114ZM137 164V162H135ZM144 164L147 165V164ZM168 163V162H167ZM185 163V162H184ZM187 163V161H186ZM215 163V162H214ZM230 163V162H229ZM142 164V162H141ZM171 164V163H170ZM188 164V163H187ZM202 164V163H201ZM200 164V165H201ZM235 164V163H234ZM112 165V164H111ZM123 166V164H121ZM125 165V164H124ZM127 165V164H126ZM152 166V164H150ZM172 165V164H171ZM181 165V164H180ZM185 165V164H184ZM199 165V167H200ZM204 165V164H203ZM206 165V163H205ZM211 165V162L210 164ZM217 165V164H216ZM233 165V164H232ZM143 166V165H142ZM143 166V167H144ZM186 166V165H185ZM223 166V165H222ZM111 167V166H110ZM125 167V166H124ZM137 167V166H136ZM140 167V165H139ZM142 167V168H143ZM198 166H196V169ZM217 167V166H216ZM108 168V167H107ZM126 168V167H125ZM130 168V166H129ZM133 168V167H132ZM148 168V167H147ZM150 168V166H149ZM191 168V167H190ZM222 168V167H221ZM118 169V168H117ZM128 169V168H127ZM131 169V168H130ZM129 169V170H130ZM136 169V168H135ZM174 169V168H173ZM193 169V168H192ZM219 169V168H218ZM138 170V169H137ZM145 170V169H144ZM165 170V169H164ZM168 170V169H167ZM176 170V169H175ZM182 169H180L181 171ZM217 170V169H216ZM132 171V170H131ZM154 171V170H153ZM150 171V172H153ZM157 171V170H156ZM172 171V170H171ZM178 171V173L180 172ZM186 171V169H185ZM183 171V173L185 172ZM191 171V169H189ZM199 171V169H198ZM222 171V170H221ZM113 172V171H112ZM125 172V171H124ZM158 172V171H157ZM156 172V173H157ZM115 174V172H113ZM123 173V171H122ZM140 173V172H139ZM159 173V172H158ZM164 173V172H163ZM168 173V172H167ZM199 173V172H198ZM201 173V171H200ZM214 172H212L213 174ZM79 174V177H80ZM126 174V173H125ZM141 174V173H140ZM149 174V173H148ZM155 174V173H154ZM170 174V173H169ZM190 179H196L197 175L193 172L187 173ZM123 175V174H122ZM150 175V174H149ZM153 175V174H152ZM157 175V174H156ZM168 175V174H167ZM202 176H205L203 172L201 173ZM217 175V174H216ZM220 175V174H219ZM14 176V175H13ZM20 176V175H19ZM114 176V175H113ZM128 176L129 173H128ZM143 176V175H142ZM173 176V175H172ZM210 176V175H209ZM218 176V175H217ZM66 177V176H65ZM118 177V176H117ZM133 177V176H132ZM130 177V178H132ZM145 177V176H144ZM150 177V176H149ZM154 177V176H153ZM157 177V176H155ZM167 177V176H166ZM200 177V175H199ZM206 177V176H205ZM37 178V176H36ZM128 178V177H127ZM213 178V177H212ZM231 178V177H230ZM260 178V177H258ZM78 179V178H77ZM139 179H141L139 177ZM138 179V180H139ZM149 179V178H148ZM163 179H166L165 177ZM203 179V178H202ZM214 179V178H213ZM41 180V179H40ZM82 180V179H81ZM134 180V178H133ZM137 180V177H136ZM143 180V179H142ZM170 180V179H169ZM188 180V179H187ZM193 180V181H194ZM206 180V179H205ZM216 180V179H215ZM228 180V179H227ZM243 180V181H242ZM14 181V180H13ZM75 181V180H74ZM157 181V180H156ZM199 181V179H198ZM231 181V180H230ZM8 182V181H7ZM24 182V181H23ZM40 182V181H39ZM58 183L60 181H57ZM188 182V181H187ZM190 182V180H189ZM188 182V183H189ZM200 182V181H199ZM221 182V180H220ZM10 183V181H9ZM28 183V182H27ZM34 183V182H33ZM41 183V182H40ZM46 183V182H45ZM136 183V181H135ZM138 183V182H137ZM151 183V182H150ZM161 183V182H160ZM202 183V182H201ZM218 183V182H217ZM248 183V182H247ZM250 183V182H249ZM260 183V182H259ZM263 183V182H262ZM16 184V183H15ZM14 184V186H15ZM18 184V183H17ZM65 184V183H64ZM63 184V185H64ZM109 184V183H108ZM125 184V183H124ZM158 184V182H157ZM193 184V183H192ZM206 184V183H205ZM224 184V183H223ZM227 184V183H226ZM229 184V183H228ZM23 185V184H21ZM48 185V184H47ZM53 185V184H52ZM141 185V184H140ZM145 185V183H144ZM230 185V184H229ZM234 185V184H233ZM244 185V184H243ZM249 185V184H248ZM247 185V186H248ZM251 185V184H250ZM257 185V183H256ZM7 186V185H6ZM13 186V187H14ZM29 186V185H28ZM31 186V185H30ZM54 186V185H53ZM142 186V185H141ZM160 186V185H158ZM165 186V185H164ZM221 186V185H220ZM223 186V185H222ZM253 186V185H252ZM50 187V186H49ZM90 187V186H89ZM127 187V186H126ZM134 187V186H133ZM155 187V186H154ZM168 187V186H167ZM212 187V186H211ZM214 187V186H213ZM218 187V186H217ZM242 187V186H241ZM30 188V187H29ZM83 187L75 185L69 186V187H60L57 188V190L54 192L56 194V198L58 199L55 202V205L52 206V208L49 207L48 214L46 217L49 220V224L54 228L57 232L56 234H66V237L63 238V245L64 249L63 252L60 253L55 245L53 238H51L48 235H44L42 228L37 225L36 223H32L29 231L27 232L29 234V239L33 242L29 244L28 246L25 244V242L21 243L17 241L16 238H14V223L12 220H10L9 216L11 214H3L2 210H0V264H29L30 260H37L38 264H62V258L64 257L69 262H80V264H87L91 262L92 260H104L106 262V255L103 253H98L96 250V245L93 241V229L92 225L90 224L91 219V213L86 211H83L80 209L81 207V194L83 192ZM87 188V187H86ZM138 188V185H137ZM171 188V187H170ZM169 188V189H170ZM54 189V188H53ZM115 189V188H114ZM120 189V188H119ZM125 189V188H124ZM130 189V188H129ZM132 189V187H131ZM130 189V190H131ZM169 189L168 190L169 192ZM207 186L205 187L203 192H206ZM218 189V188H217ZM216 189V190H217ZM4 190V189H3ZM174 190V189H173ZM220 190V189H219ZM224 190V189H223ZM5 191V190H4ZM10 191V190H9ZM24 191V190H23ZM208 191V190H207ZM228 191V190H227ZM238 191V190H237ZM13 192V191H12ZM109 192V191H108ZM107 192V193H108ZM165 192V191H164ZM224 192V191H223ZM222 192V193H223ZM226 192V190H225ZM229 192V191H228ZM236 192V191H235ZM43 193V191H42ZM134 193V192H133ZM170 193V192H169ZM168 193V196H169ZM197 193V192H196ZM231 193V192H230ZM243 193V191H242ZM18 194V193H17ZM137 194V193H136ZM180 194V193H179ZM178 194V195H179ZM10 195V194H9ZM36 195V194H35ZM166 195V193L160 194V196ZM227 195V194H224ZM230 196V194H228ZM246 195V194H245ZM252 195V194H251ZM156 196V195H155ZM185 196V195H184ZM201 196V195H200ZM218 196V195H217ZM5 197V196H4ZM11 197V196H10ZM36 197V196H35ZM40 197V196H39ZM44 197V196H43ZM55 197V196H54ZM138 197V196H137ZM146 197V196H145ZM152 197V196H151ZM150 197V198H151ZM187 197V195H186ZM216 197V196H215ZM233 197V195H232ZM235 197V196H234ZM233 197V198H234ZM245 197V196H244ZM252 197V196H251ZM3 198V197H2ZM12 198V197H11ZM14 198V196H13ZM12 200H15V198ZM18 198V196H17ZM22 198V197H21ZM148 198V197H147ZM149 198V199H150ZM168 198V197H167ZM166 198V199H167ZM181 198V197H180ZM202 203L207 206L208 208H214L210 200L207 199L205 193L200 197ZM203 198V200H202ZM219 198V197H218ZM228 198L225 196V199ZM254 199L259 200L261 202V208H264V191H256L253 195ZM10 199V198H9ZM30 199V198H29ZM48 199V198H47ZM55 199V198H54ZM105 199V198H104ZM148 199V200H149ZM212 199V198H211ZM216 199V198H215ZM224 200V198H222ZM237 199V197H236ZM245 199V198H243ZM11 200V199H10ZM8 199H1L0 198V205L2 203L10 202ZM26 200V199H25ZM24 200V201H25ZM112 200V199H111ZM118 200V199H117ZM126 201L132 202L134 206H138V199L134 198L130 194L126 196ZM152 200V198H151ZM180 200V199H179ZM186 200V199H185ZM191 200V199H190ZM214 200V199H213ZM222 200V201H223ZM228 200V199H227ZM230 200V199H229ZM232 200V199H231ZM241 200V199H239ZM43 201V200H41ZM150 201V200H149ZM178 201V200H177ZM182 201V200H181ZM216 201V200H215ZM214 201V202H215ZM221 201V202H222ZM21 202V201H20ZM148 202V201H147ZM186 202V201H183ZM190 202V201H189ZM231 202V201H229ZM151 203V201H150ZM160 203V202H159ZM163 203V202H162ZM179 203V202H178ZM194 203V201H193ZM192 203V204H193ZM216 203V202H215ZM227 203V202H226ZM235 203V202H234ZM15 204V203H14ZM37 204V203H36ZM96 204V203H95ZM146 204V202H145ZM152 204V203H151ZM154 204V203H153ZM195 204V203H194ZM197 204V203H196ZM233 204V203H231ZM253 204V203H252ZM131 205V204H129ZM215 205V204H214ZM26 207V205L24 204ZM40 206V205H39ZM154 206V205H153ZM158 206V205H157ZM167 206V205H166ZM235 206V205H234ZM257 206V204H256ZM5 207V206H0ZM31 207V206H30ZM141 207V206H140ZM149 207V205H148ZM162 207V206H160ZM177 207V206H176ZM191 207V206H190ZM189 207V208H190ZM225 207V206H224ZM237 207V205H236ZM33 208V207H32ZM87 208V207H86ZM115 208V207H114ZM121 208V207H120ZM124 208V207H123ZM121 208V209H123ZM143 208V207H142ZM151 208V207H150ZM156 208V207H155ZM166 208V207H165ZM170 208V207H169ZM227 208V207H226ZM252 208V207H251ZM250 208V209H251ZM1 209V208H0ZM42 209V208H41ZM46 209V210H47ZM134 209V208H133ZM154 209V208H153ZM161 209V208H160ZM188 209V208H187ZM191 209V208H190ZM224 209V208H223ZM245 209V204L241 203V206L237 210H231L233 213H238V215L242 214ZM259 209V208H258ZM4 210V209H3ZM19 210V209H18ZM33 210V209H32ZM45 210V208H44ZM127 210V209H126ZM168 210V209H167ZM201 210H203L201 208ZM247 210V209H246ZM254 211V209H252ZM20 211V210H19ZM88 211V210H87ZM132 211V210H131ZM185 211V210H184ZM205 211V210H204ZM262 211V210H261ZM260 211V212H261ZM264 211V210H263ZM10 212V211H9ZM12 212V211H11ZM18 212V211H17ZM103 212V211H102ZM144 212V211H143ZM156 212V211H155ZM160 211L158 210V213ZM188 212H190L188 210ZM230 213V210L228 211ZM20 213V212H19ZM132 213V212H131ZM148 213V212H147ZM152 213V212H151ZM216 213V212H214ZM249 213V212H248ZM256 213V212H255ZM16 214V213H15ZM43 214V213H42ZM117 214V213H116ZM191 214V212H190ZM221 214V213H220ZM223 214V212H222ZM221 214V215H222ZM228 214V213H227ZM26 214H24L25 216ZM142 215V214H141ZM180 215V214H179ZM188 215V214H186ZM193 215V214H192ZM202 215V214H201ZM213 215V214H212ZM230 215V214H228ZM228 215L227 218L228 219ZM233 215V214H232ZM243 215V214H242ZM32 216V215H31ZM140 216V215H139ZM194 216V215H193ZM192 216V217H193ZM237 216V215H236ZM23 217V216H22ZM28 217V216H26ZM38 217V216H37ZM99 217V216H98ZM128 217V216H127ZM135 217H137L135 215ZM165 217V216H163ZM183 217V216H182ZM202 217V216H201ZM231 216H229L230 218ZM244 217V216H243ZM253 217V216H252ZM143 216V220H144ZM174 218V216H173ZM187 218H190V216ZM200 218V217H199ZM260 218V217H259ZM263 218V216H262ZM116 219V218H115ZM150 219V218H149ZM155 219V218H154ZM209 219V218H208ZM207 219V220H208ZM211 219V218H210ZM235 219V218H234ZM237 219V218H236ZM244 219V218H243ZM242 219V221H243ZM258 219V218H257ZM37 220V219H36ZM142 220V219H141ZM147 220V219H146ZM152 220V219H151ZM176 220V219H173ZM172 220V221H173ZM183 220V218H182ZM189 220V219H188ZM192 220V219H191ZM214 220V219H213ZM224 220V219H223ZM222 220V221H223ZM241 220V218H240ZM149 222V220H147ZM190 221V220H189ZM229 221V220H228ZM236 221V220H235ZM15 222V221H14ZM31 222V221H30ZM38 222V221H37ZM142 222V221H140ZM146 222V221H144ZM162 222V221H161ZM168 222V220L166 221ZM171 222V221H170ZM208 222V221H206ZM219 222V220H218ZM218 222L217 225H218ZM232 222V221H231ZM241 222V221H240ZM239 222V223H240ZM42 223V222H41ZM45 223V222H44ZM42 223V224H44ZM47 223V222H46ZM94 223V222H93ZM92 223V224H93ZM129 223V222H128ZM176 223V221H175ZM174 223V224H175ZM181 223V222H180ZM191 223V222H190ZM223 223V222H222ZM118 224V223H117ZM169 224V223H167ZM166 224V226H168ZM172 224V223H171ZM173 224V225H174ZM178 224V223H177ZM215 224V223H213ZM221 224V223H220ZM225 224V223H224ZM228 224V222H227ZM231 224V223H230ZM27 225V224H26ZM182 225V224H181ZM189 225V224H188ZM216 225V226H217ZM235 225V224H234ZM238 225V224H237ZM241 226V224H239ZM246 231L247 232H256V237L260 240L261 244L264 247V221H258V220H251L246 221ZM21 226V225H20ZM103 226V225H102ZM119 226V225H118ZM125 226V225H124ZM170 226V225H169ZM179 226V225H178ZM185 226V225H184ZM213 226V225H211ZM230 226V225H229ZM236 226V225H235ZM19 227V226H18ZM174 227V226H172ZM180 227V226H179ZM182 227V226H181ZM187 227V225L185 226ZM239 227V226H238ZM44 228V227H43ZM47 228V225H46ZM106 228V227H105ZM163 228V226H162ZM167 229V227H165ZM171 228V227H170ZM165 229V230H166ZM174 229V228H172ZM218 229V227H217ZM238 229V228H237ZM245 229V228H243ZM97 230V229H96ZM145 230V229H144ZM143 230V232H144ZM168 230V229H167ZM178 230V229H177ZM181 230V229H180ZM186 229L183 230V232ZM210 230V228H209ZM228 231V229H226ZM22 231V229H21ZM24 231V229H23ZM52 231V230H51ZM54 231V232H55ZM126 231V230H125ZM124 231V232H125ZM141 231V230H140ZM160 231V230H159ZM162 231V229H161ZM170 231V230H169ZM191 231V230H189ZM221 231V230H220ZM230 231V230H229ZM236 231V230H235ZM129 232V231H127ZM135 232V231H134ZM142 232V234H143ZM165 232V231H164ZM167 232V231H166ZM174 232V231H173ZM194 233L193 231H191ZM212 232V231H208ZM239 232V231H238ZM243 232V231H241ZM246 232V233H247ZM110 233V232H109ZM126 233V232H125ZM156 233V231H155ZM178 233V231H177ZM245 233V232H244ZM245 233V234H246ZM20 234V233H18ZM23 234V232H22ZM27 234V236H28ZM55 234V233H54ZM97 234V233H96ZM95 234V236H97ZM112 234V233H111ZM114 234V233H113ZM185 235V233H183ZM188 234V231H187ZM50 235V234H49ZM58 235V237H59ZM122 235V234H121ZM134 235V234H133ZM146 235V233H145ZM148 235V234H147ZM160 235V233H159ZM168 235V234H167ZM191 235V234H190ZM195 235V233H194ZM207 235V234H206ZM209 235V234H208ZM216 235V234H215ZM243 235V234H242ZM251 235V234H250ZM24 236V234H23ZM103 236L106 239H112L114 235L106 234ZM116 236V235H115ZM136 236V235H135ZM141 236V235H140ZM181 236V235H180ZM198 236V235H197ZM218 236V235H216ZM244 236V235H243ZM246 236V235H245ZM255 236V235H254ZM101 237V236H100ZM167 237V236H166ZM179 237V236H178ZM208 237V236H207ZM211 237V236H210ZM242 236H240L237 231L228 233L225 230L221 233V239L220 244L222 245L223 252L227 254L231 258V261H234V258H236L237 254L243 251H247L248 247L247 244L242 242ZM125 238V237H124ZM147 238V237H145ZM162 238V237H161ZM215 238V237H214ZM217 238V237H216ZM215 238V239H216ZM254 238V237H253ZM19 239V238H18ZM28 239V241H29ZM59 239V238H58ZM96 239V238H94ZM119 239V238H118ZM149 239V238H148ZM167 239H169L167 237ZM178 239V238H177ZM204 239V238H203ZM214 239V241H215ZM132 240V239H131ZM151 240V239H150ZM191 240V236H190ZM198 240V239H197ZM206 240H208L206 238ZM244 240V238H243ZM252 240V239H251ZM27 241V242H28ZM58 241V240H57ZM100 241V240H99ZM108 241V240H107ZM135 241V240H134ZM146 241V240H145ZM185 241V240H184ZM132 242V241H131ZM175 242V241H174ZM196 242V241H195ZM204 242V241H203ZM206 242V241H205ZM212 242V241H211ZM216 242V241H215ZM248 242V241H247ZM59 243V242H58ZM61 243V242H60ZM100 243V242H99ZM105 243V242H103ZM130 243V242H129ZM149 243V241H148ZM152 243V241H151ZM150 243V244H151ZM155 243V242H154ZM167 243V241H166ZM173 243V242H172ZM190 243V242H188ZM194 243V242H192ZM198 243V242H197ZM196 243V244H197ZM249 243V242H248ZM11 244L15 245L12 249ZM175 244V243H174ZM212 244V243H210ZM253 243L252 245H254ZM258 244V243H257ZM256 244V245H257ZM127 245V244H126ZM142 245V244H141ZM166 245V244H165ZM185 245V243H184ZM188 245V244H187ZM206 245V243H205ZM259 245V244H258ZM59 246H61L59 244ZM70 246V247H69ZM102 246V245H101ZM117 246V245H116ZM183 246V245H182ZM249 246V245H248ZM260 246V245H259ZM258 246V247H259ZM99 247V246H98ZM161 247L164 248V244L162 243ZM176 247V246H175ZM186 247V245H185ZM194 247V246H193ZM207 247V246H205ZM221 247V246H220ZM257 248V246H254ZM103 248V247H102ZM134 248V247H133ZM154 248V247H153ZM181 248V247H180ZM211 248V245L210 247ZM208 248V249H209ZM215 248V245H214ZM260 248V247H259ZM61 249V248H60ZM110 249V248H109ZM128 249V248H127ZM173 249V248H172ZM251 249V248H250ZM255 249V248H254ZM254 249L252 251H254ZM136 250V249H134ZM133 250V251H134ZM175 250V249H174ZM184 250V249H183ZM205 250V249H204ZM218 250V248H217ZM132 251V252H133ZM173 251V250H172ZM200 251V250H199ZM207 251V250H206ZM211 251V250H210ZM213 251V250H212ZM216 251V250H215ZM183 252V251H182ZM181 252V255H182ZM187 252V250H186ZM209 252V250H208ZM80 253H85L86 260H80ZM130 253V252H129ZM152 253V251H151ZM156 253V252H155ZM203 253V252H202ZM222 253V252H221ZM220 253V256L222 255ZM242 253V254H243ZM259 253V252H258ZM82 254V255H83ZM126 254V253H125ZM187 254V253H186ZM183 255V256H186ZM216 254V253H215ZM136 255V254H135ZM145 255V254H144ZM164 255V253H163ZM204 255V254H203ZM219 255V251L217 253ZM244 255V254H243ZM219 256V257H220ZM245 256V255H244ZM255 256V255H253ZM262 256V255H261ZM109 257V256H108ZM115 257V256H114ZM147 257V256H146ZM187 257V256H186ZM218 257V256H217ZM224 257V256H223ZM241 257V256H240ZM258 257V256H257ZM63 258V259H64ZM137 258V257H136ZM140 258V257H139ZM183 258V257H182ZM190 258V256H189ZM261 258V257H260ZM264 258V256H263ZM64 259V260H65ZM167 259V257H166ZM169 259V258H168ZM186 259V258H185ZM202 259V258H200ZM223 259V258H222ZM118 260V259H117ZM127 260V259H126ZM133 260V259H132ZM229 260V259H228ZM244 260V259H243ZM264 260V259H263ZM92 261V262H93ZM114 261V260H113ZM131 261V260H130ZM153 261V260H152ZM155 261V260H154ZM161 261V260H160ZM164 261V260H163ZM168 261V260H167ZM184 261V260H183ZM186 261V260H185ZM237 261V260H236ZM242 261V260H241ZM246 261V259H245ZM244 261V262H245ZM249 261V260H248ZM259 261V260H258ZM91 262V264H92ZM149 262V259H148ZM206 262V261H205ZM124 263V261H123ZM122 263V264H123ZM132 264H137V262L131 261ZM129 263V264H130ZM152 263V262H151ZM150 263V264H151ZM154 263V262H153ZM170 263V262H169ZM180 263V262H179ZM183 263V262H182ZM185 263V262H184ZM202 263V262H201ZM197 263V264H201ZM234 263V262H233ZM243 263V261H242ZM250 263V262H247ZM31 264V263H30ZM37 264V263H36ZM64 264V262H63ZM70 264V263H69ZM94 264V263H93ZM96 264H101L96 262ZM157 264V263H156ZM162 264V263H160ZM213 264V263H212ZM217 264V263H216ZM228 264V263H227ZM239 264V263H236ZM261 264V263H260Z\"/></svg>", "mask_w": 264, "mask_h": 264}]
</instances>
